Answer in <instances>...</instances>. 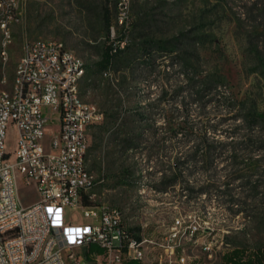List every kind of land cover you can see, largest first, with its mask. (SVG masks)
Wrapping results in <instances>:
<instances>
[{"label": "rangeland", "instance_id": "1", "mask_svg": "<svg viewBox=\"0 0 264 264\" xmlns=\"http://www.w3.org/2000/svg\"><path fill=\"white\" fill-rule=\"evenodd\" d=\"M118 1L20 0V19L12 25V42L3 67L6 82L0 87H9L26 42L57 38L85 64L80 92L103 113L96 124L108 120L109 126L120 127L126 116L131 118L136 112L148 118L131 124L134 134H143L142 142L127 151L118 145L120 136L110 130L100 133L95 124L88 129L87 167L99 180L91 190V202L119 209L128 230L150 241L136 264H169L160 246L167 238L176 244L171 264H222V255L233 248H242L249 256L257 249L264 250V141H244L246 132H252L254 139L264 137L260 132L263 124L250 130L244 120L248 106L264 113V76L255 69L250 52L256 43L264 49V0H127V18L122 24L117 21ZM106 15L111 20L109 37L103 26ZM174 35L181 40L178 51L192 52L194 42L198 71L218 75L221 90L235 100V107L245 102V110L227 115H240L230 125L210 130L209 142L198 145L202 149L196 145L200 135H178L189 140L181 149L184 154L196 149V155L204 159L208 143L223 150L211 153L217 159L212 163L199 160L183 167L190 175L160 192L155 189L160 187L158 177L178 172L174 167L175 156L180 154L176 153L177 144L165 148L156 141L165 134L162 116L175 114L174 101L180 100L177 92L183 86L177 76H181L175 68L166 67L170 58L158 57L156 51L147 71L142 70L140 61L127 63L125 59L113 62L104 74L94 71L111 39H125L131 59L133 54L140 56L145 40H167ZM106 85L110 86L107 98L111 108L103 105L105 99L100 97ZM190 107L194 113L199 110L194 104ZM204 110L212 111V104ZM111 112L114 117L106 118ZM53 129L50 125L47 131ZM37 198L33 185H18L19 203L27 206ZM68 210L73 222L82 220L77 208ZM101 251L90 244L85 254L90 260Z\"/></svg>", "mask_w": 264, "mask_h": 264}, {"label": "built area", "instance_id": "2", "mask_svg": "<svg viewBox=\"0 0 264 264\" xmlns=\"http://www.w3.org/2000/svg\"><path fill=\"white\" fill-rule=\"evenodd\" d=\"M19 2L0 0V84ZM126 18L127 0H119L117 21ZM84 73L61 40L37 39L23 45L9 87H0V264H124L144 256L150 241L128 230L121 211L91 202L99 180L87 167L88 129L103 113L82 98ZM20 183L33 185L37 200L19 203ZM69 208L82 220L73 222ZM90 244L102 251L89 260ZM160 246L171 264L176 244L167 238Z\"/></svg>", "mask_w": 264, "mask_h": 264}, {"label": "trees", "instance_id": "3", "mask_svg": "<svg viewBox=\"0 0 264 264\" xmlns=\"http://www.w3.org/2000/svg\"><path fill=\"white\" fill-rule=\"evenodd\" d=\"M110 25V18L107 15L104 16L103 26L108 37L110 36ZM121 40L122 38H118L117 40L111 39L104 46V49L100 53V59L96 62L94 74L101 75L106 73V70L109 66L112 65L113 62L123 59H125L127 63H129L130 60L140 61V65L143 68L142 70L147 71L146 68L153 65L154 59L152 58L154 56V52L156 51L159 53L158 57L168 56L170 58V61L169 63L167 62L168 64H166V67H170L173 69L175 68L177 70V73L181 76L179 78L177 76V79L183 83V86H180L181 88L177 92L178 94H180L181 98L180 100L174 101V104L176 103V105L173 106L175 114L169 117H165L164 115L162 116V119H164L165 121V134L163 132V134L159 136L156 141V144L158 146L165 148H172L175 144H177L178 149H176V153H180L179 155L175 156L176 162L174 164V167L177 168L178 172H172L169 176H166L162 173L158 177L157 184L160 185V187L158 186L155 189L162 192L166 189V187L170 185L173 186L175 185V183L179 182L181 180V177L185 178L190 175V173L187 174L183 172V167H191L194 163H196V161L199 160L209 161V163L217 160L216 157L211 153L213 151H216L218 147L210 143H208V146L205 148L207 156L204 159L199 158L196 155V149L189 154H184L183 152H181L182 147H184L189 141L188 139L181 140L180 138L182 137V135H186V133L194 136H196L197 134L200 135L198 144H196L197 146L199 144H203L204 141L209 142L207 133L210 132V130H213L214 132V129H217L219 126L222 127L226 124L230 125V123L238 119L240 115H227H230V113H232L233 111L245 110V102L240 101L239 104H237L239 106L235 107L233 103L235 102V100H233L229 94H226L225 92H223V90H221V83L217 78L218 75L206 71H198L199 53L194 47V42H191L192 52L185 53L178 51V43L181 41L178 35H174L167 40L162 38L152 40V38H150L149 40H145V42L141 43L140 56L133 54L131 59H129V47L126 44V40L120 47ZM250 52L253 53L254 59L257 64V67L255 69H258V71H260V73H262V75L264 76V49H261L259 47V44L256 43L255 45H253V48L250 49ZM108 88H110V86L108 85L102 88L100 97L105 99L103 105L108 104L109 106L111 104L109 102V99L107 98L109 94ZM184 98H186L187 101H184ZM161 100L163 101V99H159L158 102H161ZM192 104L197 106L199 109L195 113L192 112L193 109H191L190 107ZM208 104H212V111L204 110L205 106H207ZM109 107L111 108L113 107V105ZM247 110L248 112L244 116V120H246L248 124L247 129L250 127L249 129L253 130L254 127L258 126L259 124H263L262 131L260 132L264 134V113H259L255 110V108L250 106H248ZM114 113L115 112L106 114V118L111 115L112 117H114ZM113 120H116V118H114ZM147 120L148 118L143 116L142 112H136L131 118H127L126 116V118H124L120 122V127L118 126L115 128V126H109L108 120H106L102 124H95L93 126H95L100 133L106 130H110V132L115 136H120L118 145H120V148L123 151H127L135 147V143L142 142L141 136L143 134H134V130L131 124L134 121L146 122ZM251 133L252 132H246L244 134L246 136L244 137V141H246V143H260L264 141V137H259L257 139L252 138ZM178 135L180 136V138H178ZM227 135L232 137L233 133L228 132ZM198 149L202 148L198 146ZM220 149L221 148H219L218 150ZM201 191L202 189L198 191V194H200ZM243 253L244 250L242 248H233L229 252H226L222 255V264H264V250L257 249L255 250V252H252L251 256H249L248 254L244 255ZM124 264H136V260L127 259L124 261Z\"/></svg>", "mask_w": 264, "mask_h": 264}]
</instances>
